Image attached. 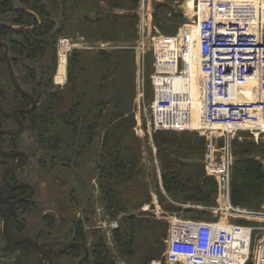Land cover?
Listing matches in <instances>:
<instances>
[{"label":"rangeland","instance_id":"1","mask_svg":"<svg viewBox=\"0 0 264 264\" xmlns=\"http://www.w3.org/2000/svg\"><path fill=\"white\" fill-rule=\"evenodd\" d=\"M44 1L56 21L48 35V40L51 41L49 55L37 62L26 61L30 66H35L37 78L30 77L22 64L14 62L13 68L23 89L40 93L43 100L41 107H44L48 100V96H45L47 92L48 94L53 92L65 99L56 106L48 124L49 134L58 135L63 142L56 153L46 151L37 144L36 132L30 121L25 123V131L18 136L19 148L25 150L30 158L25 166L17 168L14 172L19 180H27L36 185V193L32 197L37 201L36 208L30 213L19 215L27 222L25 235L35 237L40 233V241L45 243L52 238L56 243L55 249L58 250L75 241L70 233L71 223L81 219L87 232L88 247L102 237L110 251L113 264H142L143 259L149 260L148 264H168L165 261V254L170 224L174 217L221 219L218 210L219 182L218 178L210 174L205 167L204 159L208 147L204 139L199 145L196 141L194 143L204 151V157H201L200 162L204 164V173L215 183L211 202L189 200L184 194L169 192L164 187L163 165L155 141V135L160 131H152L151 134L148 131L149 105L152 98L150 82L152 55L148 53L143 73L137 48L141 39L142 0ZM183 1L185 0H145L150 35L157 32L171 33V29L176 26L178 29L180 25L178 17L182 13L179 4ZM109 24L113 28H110ZM63 39H68V43L77 47L63 50L61 47ZM75 50L81 51L79 57L74 54ZM61 52L67 54V63L65 79L59 82L56 76L61 63ZM101 53H108L111 58H115L118 61L116 67L109 68L110 62L103 60ZM0 56L2 58L0 94H5L11 92L13 83L8 63L1 50ZM50 75L51 78L48 80L47 76ZM71 77L74 79L72 83ZM72 86L76 88L73 90ZM72 104L79 115L86 119L84 121L79 119L77 135L70 132L61 118V115L69 112ZM87 123L97 124L92 141L84 129ZM5 126L16 128L18 123L9 120ZM187 133L192 136L190 138L203 137L195 130ZM106 134L110 138L107 144L104 143ZM6 140L8 141V138ZM222 145V140H219L218 147ZM4 148L8 149L7 144ZM109 148L112 152L115 151L116 155L135 161V166L131 163L133 168H130L127 177H119L118 172L110 175L111 181L115 179L119 182L116 189L123 197L121 211L113 219L107 212L106 200L100 187L102 165H109L113 160ZM231 148L234 161L230 169V182L233 189L234 174L241 166L238 165L240 159L256 158L264 168V133L255 135L249 130L239 131L232 139ZM244 149H250V152H243ZM39 158L45 162V166L39 165ZM6 161L7 164L0 167V188L3 186L4 168L13 163L12 160ZM106 173L108 175L109 171H104L105 177ZM43 180L48 181V188L42 186ZM232 203L238 208L253 212L232 218L233 222L256 227L252 241L253 253L258 241L264 236V196L257 206L236 204L233 199ZM12 204L8 211H11ZM49 214H53L56 220L53 226L46 223L45 215ZM128 215L150 222L157 221L158 232L166 233L163 246L157 237L151 239L152 231L147 229L137 234L135 255L128 257L121 254L114 241L111 223L117 221L119 227L122 225V219ZM1 234V240L5 241L7 264H11L14 262L12 258L20 251L7 245L8 240L3 234V229ZM151 249H154L158 256L153 257ZM88 252L89 250L84 249L83 257ZM142 253L147 254L143 256ZM30 259L31 261L28 260V263L26 261L24 264L35 261L39 264H48L47 259L42 258L40 253L37 258L31 256ZM77 262L78 259L67 255L56 254L53 257V263L56 264Z\"/></svg>","mask_w":264,"mask_h":264},{"label":"built area","instance_id":"2","mask_svg":"<svg viewBox=\"0 0 264 264\" xmlns=\"http://www.w3.org/2000/svg\"><path fill=\"white\" fill-rule=\"evenodd\" d=\"M191 1L192 10L180 8L183 19L176 32L150 35L142 0L137 48L143 73L152 55L148 131L195 130L205 137L204 163L218 178L221 219L174 217L165 261L264 264V236L252 253L256 227L232 221L253 212L233 205L230 182L235 134L264 133V0ZM68 42L61 40L63 50L77 47ZM144 85L143 74V90ZM3 223L0 216V264H7Z\"/></svg>","mask_w":264,"mask_h":264},{"label":"trees","instance_id":"3","mask_svg":"<svg viewBox=\"0 0 264 264\" xmlns=\"http://www.w3.org/2000/svg\"><path fill=\"white\" fill-rule=\"evenodd\" d=\"M178 18L180 19L181 23L183 19L182 13H180ZM31 19H34L36 27L26 28L23 33L26 43L30 46V53L35 57L37 56L36 54H38V52H40L41 55L44 54L47 47L48 35L54 28L55 22L52 21L48 14L44 15V19L41 24L37 22V19L33 14L28 15V24H30ZM109 26L110 28H113L112 25L109 24ZM99 28H101V26H99ZM176 29L177 26L173 27L171 29V33H173V31L175 32ZM20 47L23 48V45L20 44ZM125 52L127 51L125 50ZM74 54L78 55L79 57V55H81V51L75 50ZM101 55H103V60L110 62L109 68L116 67L118 61H116L115 58H111L110 54L108 53H101ZM73 81L74 79L71 77L70 82L72 83ZM72 88L74 90L76 86H72ZM63 100L65 99H62L57 96V94L50 92L48 94V100L44 106L45 109L41 112L35 113L36 118H41V121L36 124L40 135V145L49 152L54 151V153H56L63 142V140L58 135L49 134L48 129L49 117L55 111L56 106ZM36 118L34 119V122ZM61 118L63 119L67 128L70 129V132H73L75 135H77L79 132V119H83L82 121L86 120L84 117L82 118L79 115L74 104H72L68 113L61 115ZM96 126L97 124L94 125L93 123H87L84 127L85 131L88 133V135H90L91 141L92 137H94ZM161 132L168 131H160L159 134L155 135V141L159 147L158 154L163 165V184L166 190L174 193H182L189 200L207 203L211 202L212 193L215 191V183L211 177L204 173V164L203 162H200V159H202L201 157H204V151L198 148V145L203 142L205 137L203 136V138L201 136L194 135V138H190L192 136H190L187 132H191V130L177 132L181 134L172 133L176 131H170L169 133ZM6 137L8 138V141L6 140ZM73 138L75 139V137ZM109 139V136L106 134L104 143L107 144ZM194 141L198 142L197 146H195ZM0 144H7V146L12 148L14 151L17 150L20 145L19 138L17 136L10 135H0ZM162 145L165 146L162 147ZM108 151L110 154H112L113 160L110 162V164L108 163L109 165H102V169L100 170V176L102 175L100 179V187L106 200L107 212L111 215L110 218L113 219L117 217L119 211H121V202L123 201V197L116 189V184L119 182L115 179L111 181L110 175L113 176L115 172H118L117 174L119 177H127L130 174V168H133L135 161L133 159L128 160V158H123L119 155H116L115 151H111V148H109ZM118 151L121 150L118 149ZM243 152H250V149H244ZM0 158V167H4L7 164L6 160L8 157L0 154ZM240 164V169H237L236 173L234 174L232 199L234 203L243 206H257L262 201L264 196L263 164L253 157L240 159V161H238V165ZM104 171H109L108 175L106 173V177ZM7 180L13 184L18 182V178L16 177L14 171L7 172ZM2 185L3 186L0 188V215L5 218V216L10 213V211H8L9 207L17 197L24 193V189L11 188L4 181L2 182ZM3 189H6V191ZM36 204L37 203L34 199H25L17 203L16 211L9 220L8 231L10 235L18 236V234H20L18 237L26 236L25 231L27 222L24 217H20L19 215L30 213L36 207ZM47 220L50 221V225L52 226L56 223L54 216H48ZM71 224L72 229H70V233L73 235V239L80 243L73 246L70 245L68 249H65L61 253L71 256L72 258L79 259V262L76 264H113L110 251L102 237L98 238L90 248H87V232L84 229L83 220L79 219L72 221ZM147 229L152 231H149L151 239L157 237L163 246V240L166 233L163 232L160 234L158 232L157 221L150 222L149 220L136 218L134 215L125 216L122 219V225L113 230L114 241L119 249V252L128 257L135 255L137 250V234L143 233ZM48 241L49 240H47L46 243H48ZM7 243L8 246H13L16 248V250L18 249L20 251L16 253V256L13 258L14 262L11 264H24L26 261L28 263V260L31 261V256L37 258L39 255L36 247L31 242L10 244L7 241ZM51 244L52 249L49 250L51 253L59 250L55 249L56 243H53L52 241ZM84 249L89 250V252L85 254V257H83ZM151 250L153 251V257L158 256L154 249ZM146 254L142 253L143 256H146ZM41 257L46 259L44 255ZM142 262V264H148L149 260L143 259ZM31 264L39 263L38 261H35Z\"/></svg>","mask_w":264,"mask_h":264},{"label":"flooded vegetation","instance_id":"4","mask_svg":"<svg viewBox=\"0 0 264 264\" xmlns=\"http://www.w3.org/2000/svg\"><path fill=\"white\" fill-rule=\"evenodd\" d=\"M16 1H18V3H16ZM29 14H33L36 17L37 22L39 24H41L43 22L44 15H46V14H48V16L51 17L53 22H56L52 18L50 11L45 6L44 0H0V50H1V53L3 52V55H4V57L8 63L9 72H10V67L13 68V63L16 62L18 64L24 65L23 68L30 77L37 78L35 66H30L29 64L26 63V61L37 62V61L47 57L49 55L48 49L50 47L49 45H51V43H50L51 41L48 40L47 47H46L43 55H41L40 52H38V54H36L37 56H35V57L31 55L30 46L26 43V40L24 38V33H23L26 28H29V27L35 28L36 27L34 19H31L30 24H28L27 20H28ZM20 44L23 45V48L20 47ZM1 60H2V58L0 56V62H1ZM9 61H10V64H9ZM13 70H14V68H13ZM14 73H15V71H14ZM10 76H11V73H10ZM50 76H47L48 80L50 79ZM11 79H12V76H11ZM16 79H17V77H16ZM17 82H18L22 91L18 89V87L16 86V84L14 83V81L12 79L13 84H12V86L10 85L12 87L11 92L5 93V94H0V135H6V136L10 135V136H17L18 137L19 135H21L25 131V123L27 121H30V124L33 126L34 131L36 132V134H35L36 139L35 140H36L37 144L40 147H42L40 145V140H39L40 139L39 130H38L37 125H36L39 123V121H41V118H36L35 113L41 112L45 109V107H41L43 100L40 96V93H38L37 91L35 92L34 90L27 91V90L23 89V87L20 85L18 79H17ZM23 92L28 93L29 95L24 94ZM19 95H21V96L19 97ZM45 96H48V92H47V95L45 94ZM35 118H36V120L34 122ZM9 120L10 121H12V120L17 121L18 126L16 128H13L10 126H5V124H7V121H9ZM19 120L23 124V131L20 134H8L5 132L6 130L19 131L21 128ZM0 148L6 150L8 152L23 151L27 154V159L23 155L12 156V157L6 156V157H8L7 160H12L13 163H12V165H8L5 168V170L7 168L13 167L15 165H21L22 163H25L24 165H22V166H25L27 164L29 158H30L29 154L21 148H18L17 150L14 151L9 146H8V149H5L3 144H0ZM1 155H3V154H1ZM44 163L45 162H43L41 160V158H39V165L45 166ZM20 167L21 166H19L18 168H20ZM16 169L17 168L12 169L10 171H15ZM5 170L3 171V174H4ZM23 182H27V183H30L32 185L33 191H34L33 195L27 199H33L32 197L36 193V185H34L30 181L19 180V179H18V182L14 183V184H19V183H23ZM42 186H44V188H46L47 186L49 187L48 181L43 180ZM22 188L24 189V193L22 195H20L19 197L25 196V195L30 193V188L27 186H23V187L16 188V189H22ZM36 203H37V201H36ZM36 206H37V204H36ZM15 211H16V208H15ZM46 213H47V211H45V214ZM48 216H54V215L53 214L45 215L46 223L49 226L50 221L47 220ZM113 233H114V231H113ZM13 237H15L17 239L22 238V237H18L16 235ZM24 237H26V236H24ZM40 237H41L40 233H38L33 238L37 239V241L40 244V248L45 250L46 253L40 252V250L38 248H36V249L40 253V256L44 255L46 257L48 264H49L48 254L52 257V264H56V263H53V257L56 254L66 255V254L61 253V252H63L65 249H68V247L70 245L73 246V245L80 243L78 241H73L72 243H70L69 246L62 247L59 249V251L51 253L49 250L52 249L51 242L53 241V239L51 238V240H49L48 243H46V245H45L44 241H40ZM72 237H73V235H72ZM53 243H54V241H53ZM87 248H88V246H87Z\"/></svg>","mask_w":264,"mask_h":264},{"label":"water","instance_id":"5","mask_svg":"<svg viewBox=\"0 0 264 264\" xmlns=\"http://www.w3.org/2000/svg\"><path fill=\"white\" fill-rule=\"evenodd\" d=\"M189 3V5H188ZM191 4V5H190ZM180 7L184 8V9H193V4L190 3L189 0H185L183 1L181 4H179ZM9 64H10V61H9ZM10 73H11V76H12V79L14 81V83L16 84V86L18 87L19 90H21L18 82H17V79H16V76H15V73H14V70L12 67H10ZM22 91V90H21ZM24 93V92H23ZM24 94H27L29 95L28 93H24ZM19 123L21 125V128L19 131H12V130H6L5 132L8 133V134H20L22 131H23V124L21 123V121L19 120ZM0 153L5 155V156H19V155H23L26 157L27 159V154L23 151H16V152H8L4 149H1L0 148ZM25 163H22L21 165H15L13 167H9L5 170L4 174H3V179H4V182L11 188H20V187H23V186H27L30 188V193L25 195V196H21V197H18L17 199L14 200L13 204H12V208H11V211L8 215L5 216L4 218V224H3V234L5 236V238L11 242L12 244H21V243H24V242H31L34 244V246L36 248H38L40 250V252L42 253H46L45 250L41 249L40 248V244L39 242L37 241V239L33 238V237H30V236H26V237H22V238H15L13 237L12 235H10L9 231H8V225H9V220L10 218L13 216L14 214V211H15V208H16V205L18 202L22 201V200H25L29 197H31L33 195V187L30 183H27V182H23V183H19V184H13L11 182H9L7 180V172H9L10 170L12 169H15V168H18L19 166H22L24 165ZM48 258H49V264H52V257L48 254Z\"/></svg>","mask_w":264,"mask_h":264},{"label":"bare ground","instance_id":"6","mask_svg":"<svg viewBox=\"0 0 264 264\" xmlns=\"http://www.w3.org/2000/svg\"><path fill=\"white\" fill-rule=\"evenodd\" d=\"M189 1H190V3H193L191 0H189ZM188 5H189V3H188ZM65 46L68 47L67 45H65ZM66 63H67V54L66 53H62V55H61V63L59 65L58 74L56 76V79L59 82H62L65 79V75H66Z\"/></svg>","mask_w":264,"mask_h":264},{"label":"crops","instance_id":"7","mask_svg":"<svg viewBox=\"0 0 264 264\" xmlns=\"http://www.w3.org/2000/svg\"><path fill=\"white\" fill-rule=\"evenodd\" d=\"M182 12V11H181Z\"/></svg>","mask_w":264,"mask_h":264}]
</instances>
